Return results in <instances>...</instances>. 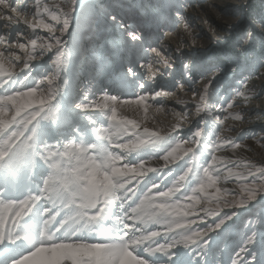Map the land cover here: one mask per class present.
I'll return each instance as SVG.
<instances>
[{"label": "snow or ice", "instance_id": "snow-or-ice-1", "mask_svg": "<svg viewBox=\"0 0 264 264\" xmlns=\"http://www.w3.org/2000/svg\"><path fill=\"white\" fill-rule=\"evenodd\" d=\"M189 6L0 0V264H264V7Z\"/></svg>", "mask_w": 264, "mask_h": 264}, {"label": "rangeland", "instance_id": "rangeland-1", "mask_svg": "<svg viewBox=\"0 0 264 264\" xmlns=\"http://www.w3.org/2000/svg\"><path fill=\"white\" fill-rule=\"evenodd\" d=\"M189 3V7L187 9V13L189 16L195 17V23L199 29L205 30V35L197 41V46H206L211 43L210 38L216 37H224L227 35L224 31H221L220 28H216L215 32L212 31L211 27L206 24L205 20L216 21L219 24H235L239 19L240 16H228L227 18L224 17L223 13L226 10H236L237 7L241 4H248L249 5V12L246 17L247 19H252L257 16L262 11V4L261 0H187ZM215 5V7H213ZM252 5H257V10L254 12L251 11ZM190 12V13H189ZM254 13V14H253ZM202 22V23H199ZM200 27V28H199ZM180 28H177L176 31L170 32L166 35L165 39L171 40L174 43V46L178 43V33L180 32ZM175 36H174V35ZM242 36V30L237 29L236 32L232 35V37L227 41V43L223 44L220 49H215L216 51H228L231 49L232 45L236 43L237 39ZM260 50V37L257 36L255 38L254 44V52L258 55ZM252 71H259L264 73V68L254 67ZM252 83L256 85H260L264 83V78H254ZM249 109H255L257 112H254L251 115V122L245 121L244 123L232 122L234 126L237 127V131L241 129L247 128H255L259 130L261 126H264V115H259V112H264V97H261L259 100L253 99L249 102L248 106ZM243 127V128H240ZM231 135H236V133H231ZM247 144L252 145L253 151L248 153L252 159H260L264 158V150H261L258 145L251 139L245 141Z\"/></svg>", "mask_w": 264, "mask_h": 264}, {"label": "bare ground", "instance_id": "bare-ground-1", "mask_svg": "<svg viewBox=\"0 0 264 264\" xmlns=\"http://www.w3.org/2000/svg\"><path fill=\"white\" fill-rule=\"evenodd\" d=\"M190 13V12H189ZM199 23V22H198ZM200 23H202V22H200ZM199 23V24H200ZM200 28V27H199ZM170 33V32H169ZM169 33H167L166 35H168ZM174 35V34H173ZM175 36V35H174ZM171 40H172V37H171ZM171 40H169V39H166V41L167 42H170L171 44H173L174 45V43L171 41ZM169 119H171V118H169ZM237 128V127H236ZM240 128H243V127H240ZM233 134V133H232Z\"/></svg>", "mask_w": 264, "mask_h": 264}, {"label": "trees", "instance_id": "trees-1", "mask_svg": "<svg viewBox=\"0 0 264 264\" xmlns=\"http://www.w3.org/2000/svg\"><path fill=\"white\" fill-rule=\"evenodd\" d=\"M254 10H257V5H252L251 11L254 12ZM254 14V13H253Z\"/></svg>", "mask_w": 264, "mask_h": 264}]
</instances>
